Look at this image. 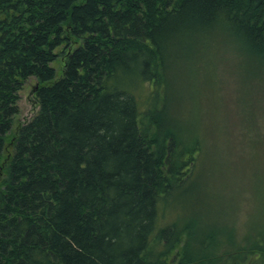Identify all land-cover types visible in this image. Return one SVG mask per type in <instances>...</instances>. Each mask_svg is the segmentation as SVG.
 <instances>
[{
    "label": "trees",
    "instance_id": "trees-1",
    "mask_svg": "<svg viewBox=\"0 0 264 264\" xmlns=\"http://www.w3.org/2000/svg\"><path fill=\"white\" fill-rule=\"evenodd\" d=\"M220 44L263 70L264 0H0V264H264V225L237 242L206 215L164 221L233 158V128L169 108L176 61ZM261 112L239 146L261 148Z\"/></svg>",
    "mask_w": 264,
    "mask_h": 264
},
{
    "label": "rangeland",
    "instance_id": "rangeland-1",
    "mask_svg": "<svg viewBox=\"0 0 264 264\" xmlns=\"http://www.w3.org/2000/svg\"><path fill=\"white\" fill-rule=\"evenodd\" d=\"M174 70L179 74L171 90L169 108L172 116L182 114L181 108L187 112L192 127L211 129L224 125L222 137L228 128H233L228 142H223L229 151L234 147L233 158L227 160V170L221 164L217 175H208L205 171L197 180L198 188L191 200L195 197L199 200L189 203L193 212L182 209L180 204L166 207L164 221L173 222L180 213L187 219L206 215L211 220L208 227H226L237 242H242L259 233L264 225V138L260 140L261 148L255 152L247 147L250 137L241 147L239 145L244 141L237 136L253 111L262 110L260 119L264 123V69L258 68L231 45L220 44L210 49L200 48L189 59L176 61ZM35 85L36 80L31 78L24 82L18 93L15 129L38 112ZM189 197L185 196L183 203ZM185 204L188 206L187 201ZM198 230L204 232L202 226Z\"/></svg>",
    "mask_w": 264,
    "mask_h": 264
}]
</instances>
